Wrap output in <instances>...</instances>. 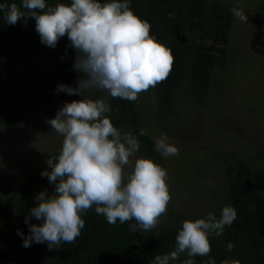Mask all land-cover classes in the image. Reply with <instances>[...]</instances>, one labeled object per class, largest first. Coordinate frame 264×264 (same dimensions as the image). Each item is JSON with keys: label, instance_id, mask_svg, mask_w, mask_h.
<instances>
[{"label": "trees", "instance_id": "trees-1", "mask_svg": "<svg viewBox=\"0 0 264 264\" xmlns=\"http://www.w3.org/2000/svg\"><path fill=\"white\" fill-rule=\"evenodd\" d=\"M45 2L53 7L57 3L70 6L71 0ZM128 2L131 10L151 25L150 35L170 49L174 57L168 78L145 92L153 114L159 120L186 121L207 106L213 79L229 67V47L236 22L231 9L237 6L233 0ZM11 3L21 6L22 0H0V4ZM5 11H0V133L24 125L37 113L72 98L73 95L57 92V86L77 87L81 75L73 67L77 52L67 36L55 48L48 47L41 43L34 18L9 25ZM142 95L136 101H127L102 91L101 98L111 106L112 111L106 115L113 125L122 133L131 132L143 155L152 160L160 153L155 151V139L148 133ZM60 152L51 153L22 178L9 179L0 174V264H153L155 255L175 250V238L182 225L160 223L151 231H130L134 220L109 224L105 216L95 213V206L82 214L85 227L75 243L65 242L51 250L46 242L25 248L29 223H43L34 217L25 223L30 210L38 206L35 197L45 191L48 197L54 194L55 185L41 173L51 170L47 161ZM225 186L226 194L216 201L212 213L219 219L222 209L232 206L237 219L225 226L221 236L210 237V257L216 264L225 260L264 264V189L258 188L251 161L236 156ZM230 242L235 245L232 251L227 248ZM186 259L187 254H182L173 264H183ZM192 259L195 264H206L209 257Z\"/></svg>", "mask_w": 264, "mask_h": 264}, {"label": "clouds", "instance_id": "clouds-1", "mask_svg": "<svg viewBox=\"0 0 264 264\" xmlns=\"http://www.w3.org/2000/svg\"><path fill=\"white\" fill-rule=\"evenodd\" d=\"M4 10L9 25L34 18L41 43L48 47L55 48L62 37H68L77 52L73 67L81 75L77 87L61 84L56 91L84 97L66 103L54 119L46 121L63 137L59 156L47 161L51 170L41 173L55 189L51 197L46 191L35 197L38 206L30 210L25 223L33 217L43 223H29L30 234L23 246L46 242L51 250L65 242L75 243L85 227L82 214L93 206L109 224L134 220L130 231L156 229L172 199L167 170L147 158H136L133 163L140 150L138 139L113 125L106 115L112 111L106 99L86 96L99 90L112 98L136 101L168 78L174 63L171 50L150 35L151 25L131 10L128 0H71L70 6L57 3L54 7L45 0H22L21 6L0 4V11ZM231 11L240 21H247L242 8ZM155 151L163 157L179 155L166 135L155 140ZM236 219V209L225 206L219 219L209 213L206 218L184 221L175 250L155 255L153 264H173L185 253L189 259L183 264H195L192 258L196 256L209 257L206 264H216L210 257V237L221 236ZM234 247L231 242L227 245L228 251Z\"/></svg>", "mask_w": 264, "mask_h": 264}, {"label": "rangeland", "instance_id": "rangeland-1", "mask_svg": "<svg viewBox=\"0 0 264 264\" xmlns=\"http://www.w3.org/2000/svg\"><path fill=\"white\" fill-rule=\"evenodd\" d=\"M233 1L248 19L236 18L229 67L213 79L207 106L186 121L159 120L142 93L149 135L155 140L166 135L179 149L178 156L160 154L152 159L168 173L172 199L167 214L161 217L164 224L181 226L186 220L212 213L216 201L226 194L227 174L236 156L251 161L258 188L264 189V0ZM101 97L99 90L86 96L94 100ZM83 99L73 95L37 113L26 124L0 133V174L22 178L51 153L60 151L63 137L46 121L54 119L66 103ZM136 158L146 157L139 150L133 163Z\"/></svg>", "mask_w": 264, "mask_h": 264}]
</instances>
